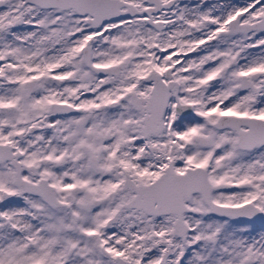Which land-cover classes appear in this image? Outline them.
Returning a JSON list of instances; mask_svg holds the SVG:
<instances>
[{
	"label": "snow or ice",
	"instance_id": "snow-or-ice-1",
	"mask_svg": "<svg viewBox=\"0 0 264 264\" xmlns=\"http://www.w3.org/2000/svg\"><path fill=\"white\" fill-rule=\"evenodd\" d=\"M0 264H264V0H0Z\"/></svg>",
	"mask_w": 264,
	"mask_h": 264
}]
</instances>
